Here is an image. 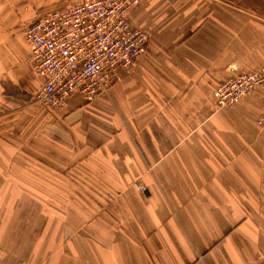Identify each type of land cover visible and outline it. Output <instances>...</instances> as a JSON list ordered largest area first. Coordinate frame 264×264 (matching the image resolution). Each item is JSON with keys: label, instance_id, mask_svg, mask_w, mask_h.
Here are the masks:
<instances>
[{"label": "crops", "instance_id": "0c3cea01", "mask_svg": "<svg viewBox=\"0 0 264 264\" xmlns=\"http://www.w3.org/2000/svg\"><path fill=\"white\" fill-rule=\"evenodd\" d=\"M81 1L0 0V264H258L264 93L212 96L264 66V0H138L131 70L37 109L24 30Z\"/></svg>", "mask_w": 264, "mask_h": 264}, {"label": "built area", "instance_id": "2783aa9c", "mask_svg": "<svg viewBox=\"0 0 264 264\" xmlns=\"http://www.w3.org/2000/svg\"><path fill=\"white\" fill-rule=\"evenodd\" d=\"M137 5L138 0H82L31 21L24 41L40 81L35 100L52 109L63 108L72 95L91 102L109 90L119 72L130 71L149 40L147 32L131 27L129 13ZM254 90L264 93V66L218 85L215 105L238 104Z\"/></svg>", "mask_w": 264, "mask_h": 264}, {"label": "rangeland", "instance_id": "374dc122", "mask_svg": "<svg viewBox=\"0 0 264 264\" xmlns=\"http://www.w3.org/2000/svg\"><path fill=\"white\" fill-rule=\"evenodd\" d=\"M39 86L37 85V87H36V90H37V88H38ZM35 90V91H36ZM212 98H213V103H214V106H215V108L217 109V107H216V105H215V101H214V95L212 96ZM242 101V100H241ZM240 101V102H241ZM35 102H36V108L37 109H42V107H45V106H43V105H41V104H39L36 100H35ZM239 102V103H240ZM235 105H237V104H235ZM232 106H234V105H232ZM232 106H230V107H232ZM226 108H228V107H222V108H219L218 110H220V109H226ZM53 110V109H52ZM53 129H54V131L58 134L57 136H59V137H61V138H65V136H63L64 135V131L65 130H63V129H61L62 127L60 126V125H56L55 123L53 124ZM61 131H63V132H61ZM61 134H63V135H61ZM66 141V140H65ZM71 143H73V142H71ZM41 152H43V150L41 149V147H39V149H37V153H41ZM46 152V151H45ZM52 153V155L50 156V158H51V160H52V163H53V167H54V163H56V162H59L58 160H56V156H59V155H57L56 153H54L53 151H51ZM59 157H61L62 159H61V161H63V159H65L66 160V163H68V167L66 168V170L67 171H74L75 170V167H81V166H77V164L78 163H76V161L77 160H79L80 159V157H77V156H67V155H61V156H59ZM82 158V157H81ZM80 163V162H79ZM89 163H92L91 162V158H89ZM86 166H88V167H90L91 166V164H87ZM82 169H84L83 167H81ZM12 187H15V186H12Z\"/></svg>", "mask_w": 264, "mask_h": 264}]
</instances>
